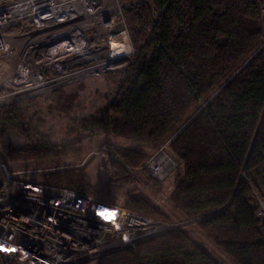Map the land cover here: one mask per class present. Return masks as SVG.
I'll list each match as a JSON object with an SVG mask.
<instances>
[{"label":"trees","instance_id":"1","mask_svg":"<svg viewBox=\"0 0 264 264\" xmlns=\"http://www.w3.org/2000/svg\"><path fill=\"white\" fill-rule=\"evenodd\" d=\"M263 6L264 0L121 6L133 52L126 65L110 72L116 89L95 116L77 118L72 128L83 140L101 133L116 138L103 147L111 173L98 186L84 166L48 172L38 181L165 221L168 216L142 195L134 173L164 145L179 164L169 193L178 220L197 218L198 232L236 263L264 264V219L254 193L264 198ZM34 97L0 106V152L7 162L78 151L49 144L42 122L32 120L37 113L27 118ZM9 129L29 143H6ZM139 172L145 183L159 184L143 168ZM195 239L173 228L78 264H220Z\"/></svg>","mask_w":264,"mask_h":264},{"label":"built area","instance_id":"2","mask_svg":"<svg viewBox=\"0 0 264 264\" xmlns=\"http://www.w3.org/2000/svg\"><path fill=\"white\" fill-rule=\"evenodd\" d=\"M104 2L0 0V106L113 68L111 50L98 62L90 37ZM162 153L145 164L152 175L164 174ZM256 197L264 219V198ZM170 227L76 189L28 178L27 171L0 159V264L94 261Z\"/></svg>","mask_w":264,"mask_h":264},{"label":"rangeland","instance_id":"3","mask_svg":"<svg viewBox=\"0 0 264 264\" xmlns=\"http://www.w3.org/2000/svg\"><path fill=\"white\" fill-rule=\"evenodd\" d=\"M140 1L150 2V0H127L123 4H120L118 0H105L103 13H97L95 15V21L97 23L90 30V34H92L90 37H92V40L95 41V45L97 46L94 54L97 56L98 62L105 61L110 51L109 35L126 30L131 41L121 6L132 5ZM261 14L264 18V6ZM104 18L105 20L111 18L112 22L108 25V22H105ZM131 45L132 49L123 64L114 66L103 72L101 71L97 75L86 76L77 82L66 83L58 89L48 91L45 94L28 97L36 98V103L34 106L26 109L27 118L31 119L37 113V119L32 120H40L42 122L41 134L49 136L45 137L46 141L53 146L65 145L78 148V151H72L60 157H47L44 159L18 162H7L0 152V159L7 163L10 169L25 170L27 171L28 178H34L36 180H40L41 175L48 172L69 167L84 166L85 172L89 175L93 185L98 186L104 182L110 175L111 168L107 163V154L103 151V147L107 144L116 143V138L111 134L101 133L94 136L91 140H83L79 136L78 131L75 132L72 128L77 118L94 117L98 108L107 101L106 95H111L115 91L116 85L113 79L110 78V72L128 63V58L134 48L132 41ZM5 141L13 146H25L29 143L27 138L15 129H9L6 132ZM79 142L81 143L79 144ZM145 147L149 148L146 145ZM159 152H164V154L162 153L165 156L164 161L168 160L167 162L162 160L163 176L152 175L145 166L146 162H149ZM142 168L158 181L159 184L156 187L145 183L142 174L139 172ZM154 168L156 169V167ZM178 169L179 164L166 152L164 145L152 150L143 163L134 170L135 175H137L136 177L141 182L142 195L156 209L161 210L165 216H168V219L163 220V222L171 225L168 230L182 227L194 239L196 238L195 241L208 251L213 259L220 264H238L223 249L218 247L212 239L198 232L195 224L197 218L190 221L178 220L177 214L169 202V193L173 186L174 174ZM254 193L260 196L257 192Z\"/></svg>","mask_w":264,"mask_h":264},{"label":"bare ground","instance_id":"4","mask_svg":"<svg viewBox=\"0 0 264 264\" xmlns=\"http://www.w3.org/2000/svg\"><path fill=\"white\" fill-rule=\"evenodd\" d=\"M116 33L110 36V52L112 57L108 61V64L111 67L123 64L132 49L126 30ZM160 157L163 158L164 155L160 154Z\"/></svg>","mask_w":264,"mask_h":264}]
</instances>
